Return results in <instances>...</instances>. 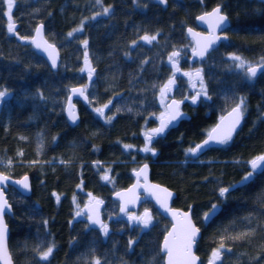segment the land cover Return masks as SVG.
I'll return each instance as SVG.
<instances>
[{"label":"trees","instance_id":"obj_1","mask_svg":"<svg viewBox=\"0 0 264 264\" xmlns=\"http://www.w3.org/2000/svg\"><path fill=\"white\" fill-rule=\"evenodd\" d=\"M215 4L230 18L228 38L205 59L190 61L186 28L197 26L196 15ZM7 13L0 0V91L7 94L0 169L13 176L29 173L32 183L30 195L11 185L7 191L15 264H91L96 256L133 264L131 249L139 250V264H163L160 242L170 220L148 201L160 220L152 228L132 227L111 197L144 162L152 179L177 192L175 206L193 205L202 230L196 246L201 264H209L216 249L221 256L215 264H264V168L253 172L250 165L264 152V69L250 78L232 59L264 65V0H14L13 33ZM39 22L61 49L57 69L30 42ZM144 36L156 38L148 43ZM175 49L181 50L177 65L169 59ZM196 66L210 99L202 94L193 104L184 73ZM172 76L173 94L182 99L181 120L149 143L146 134L165 110L161 90ZM76 84L84 85L90 102L78 101L80 121L72 125L64 107ZM241 98L243 124L232 139L192 157L188 150ZM101 108L103 115L96 111ZM249 172L253 176L245 181ZM222 188L228 189L224 196ZM90 195L104 201L110 235L77 215ZM213 205L218 211L205 221Z\"/></svg>","mask_w":264,"mask_h":264},{"label":"water","instance_id":"obj_2","mask_svg":"<svg viewBox=\"0 0 264 264\" xmlns=\"http://www.w3.org/2000/svg\"><path fill=\"white\" fill-rule=\"evenodd\" d=\"M217 7L220 8L221 15L227 17V19H226L225 23L220 28L216 29V31L214 33V35L219 37V39L216 40V42L214 44L210 45L207 48L206 51H204V55L203 56H200L197 53H199L203 49V47H204V45L206 43V39L205 38L210 37V35L212 34V29L209 28V25L206 22H202V21L198 20V17H200V16H202V15H204L206 13H211L213 11V9H215ZM195 20H196V24L199 27L204 28V30H201V29H199V28H197L195 26H187V28H186L187 37L190 38L193 41V44H194L193 48L191 50V53L189 55L190 61H196V60H199V59H205L206 56L208 55V53L210 51H212L214 48H216L220 44V42L222 40H225V39L228 38V34L226 33V29L230 25V18L227 15L226 12L222 11V6L220 4H216L211 9H209L207 11H203V12L197 14ZM38 27L42 28V31H41L40 35H37V33H36V29ZM189 29L192 30L191 33L189 32ZM33 39H35L37 42L41 43L44 46H46V45L54 46V49H55V53L54 54L56 56V65H55V67H53L52 60L49 57V51H51V49H49V51H45L44 47L37 48L35 46V44L32 43ZM198 41H199V44H198ZM30 42H31L34 50L38 54H40L41 56H43L45 58V60L48 62L49 66L51 68H53V69H57L58 68V66L60 64V61H61V49L56 43H54L50 39H48V37L45 34L44 24L42 22H39L35 26L33 34H32V36L30 38ZM173 53H178V55L174 56V58H177L181 54V50L180 49H175ZM261 65H263V64L262 63L251 64V65H249L246 68V70L249 67H257L258 68L257 74H258L262 70L261 67H260ZM178 69H179V71H177V68H176V72H180V68H178ZM198 70L200 71V75H201V78H202V70L200 68L199 69H195L193 71V74L195 75V73ZM187 73H189V72H187ZM173 79L175 80V76H172L171 80H173ZM202 80H203V78H202ZM197 81L201 82L200 79H198V78H197ZM73 89H82L84 94L80 95L79 92H74ZM165 95L168 98V100L165 103V110H164V113L159 117L158 123L154 127V129H157V128H159L161 126V120L162 119L164 121H168V119L170 117V114L173 111V109L170 108L169 106L172 105L173 101L180 102L179 103V111L182 114V107H181L182 101L173 94L171 85H170V90H168L167 93H165ZM6 97H7V94L4 97H0V115L2 113V110H3L4 106H5L4 99ZM77 100L82 101L85 104H88L90 102L89 95L86 92L84 85H82V84H76V85H72L70 87L69 93L67 95L65 107H64L66 118H67L68 122L70 124H72V125H75V124H77L80 121V112H79V106H78ZM236 105L232 106L230 109L225 111L218 118V120L215 122V124L209 129L207 134L201 140H199L197 143H195L191 149L196 148L197 145L203 144V142L208 138V133L213 128H215L218 124L221 123V117H227L228 113L231 112L232 109L234 107H236ZM70 110L76 116L75 121H73V119L69 115ZM181 117H182V115L179 118H177L176 120L171 121V123H169L168 126L164 129L163 133L155 134V136L165 135L167 128L168 127L177 126L179 124L180 120H181ZM243 119H244V112H243V116H242V119L240 121V124L237 126L235 132L238 131L240 129V127L242 126ZM152 131L148 132L146 134L147 138H148V136L150 134H152ZM235 132L233 133V135L235 134ZM153 136L154 135H152V137ZM215 145H219V144L215 143V142H211L209 145L205 146L203 149H201L200 151L196 152L195 154L190 152V155L192 157H198L201 154H203L205 151H207L210 147L215 146ZM260 155H264V152L259 154V155H257V156H260ZM257 156H255L253 159H255ZM145 165H147L146 172H144V173H142L140 175H137V173L140 172V170L143 169ZM263 168H264V165H262L261 169H263ZM251 169H252V167H251ZM261 169H257V170H253L252 169V171L253 172H258ZM132 173H133V176H134V179L132 180V182L129 185H127L126 187H122V188L116 189L115 191H113V193L111 195V197L113 199L119 201V211L121 213H124V212H127L129 210H135V209L139 208V206L142 204V202L151 201L155 205V207L158 210V212L161 213L164 217H166V218H168L170 220V225H169L168 229L164 232L163 237L161 239V243H160V250H161L162 254H164V264H167V260H168L167 253H166V251L163 248L165 237L168 235L169 232L173 231L174 226L177 227V228L179 227L178 218L174 217L173 213H187V214H189L190 217H191L192 223L199 229V233H198V236L196 238V243L193 246V253L198 258L197 261H196V264H201V257L196 252V246H197L198 239L201 237L202 230L196 224V222H195V220L193 218V214H192L193 213V205H190L188 208L175 206L173 204V202H174V199H175V197L177 195V192L174 189H172L171 187H169V186H167V185H165V184H163V183H161L159 181H156V180L151 178L149 162L142 163L140 166L135 168L132 171ZM0 176H5V177L8 178L4 183L0 184V192H2L3 198L7 201L8 205L10 206V208L6 209V212H5L4 216H3V222H4L5 225H7L6 245H7L8 254L11 257V264H15V261H14V258H13V255H12V252H11V249H10V245H9L10 226H9L7 220H6V215H12L13 214V207H12V203L10 202V200L8 198L7 191L9 189V186L11 185V186L15 187L18 191H20L22 194L30 195L31 192H32L31 177H30L29 173H25V174L20 175V176H13L11 174H8V173L4 172L1 169H0ZM25 177H27V185H28L27 188L24 187L23 183H17V181H23ZM161 189H166L167 192L171 193V196L170 197L167 196L165 192L160 191ZM98 201L100 203H97ZM162 201L166 202V205H167L166 208L162 206V203H161ZM102 204L103 203H102L100 198H92L87 204L88 217H89V220L92 223V225H94L95 227H101V224H104V225H107V228H109L108 223L105 222V219H104L103 214H102ZM122 207L125 209L124 211H121ZM217 211H218V207H216L214 213H213V210L209 211L208 213L210 215V218L214 214H216ZM145 212L150 214V209L149 208L146 209ZM130 216H133V215L130 214V213L127 214L128 218ZM97 219L99 220V223H94L93 221H95ZM204 219H205V215H204ZM209 220L210 219L205 220V221H209ZM0 264H3V261H0Z\"/></svg>","mask_w":264,"mask_h":264},{"label":"snow or ice","instance_id":"obj_3","mask_svg":"<svg viewBox=\"0 0 264 264\" xmlns=\"http://www.w3.org/2000/svg\"><path fill=\"white\" fill-rule=\"evenodd\" d=\"M8 6V17H9V25H8V31L9 33L14 32V24L11 22V11L13 8L14 0H5ZM97 3H100L101 0H96ZM162 3H166V0H161ZM104 14H107L109 9L104 8ZM95 19V17H93ZM227 17L221 15V10L219 7L213 9L211 13H206L200 17H198V20L202 22H206L209 25V28L212 29V34L210 37L205 38L206 43L203 47V49L197 53L200 56L204 55V51L207 50V48L214 44L216 40L219 39V37L215 36L214 33L217 28H220L226 21ZM82 29H74L73 31H80ZM42 31L41 27H38L36 29L37 35H40ZM189 32L191 33L192 30L189 29ZM69 36L72 35L70 32L68 34ZM156 37L152 36H144L142 39L148 43H151L152 40H154ZM21 39H24L21 37ZM32 43L35 44L37 48L44 47L45 51H49V57L52 60V65L55 67L56 65V56H55V49L54 46L52 45H42L41 43L37 42L35 39H33ZM85 46L87 45V41L83 42ZM199 44V41H198ZM178 55V53H173V57ZM170 60L172 57L169 58ZM232 59L240 61V63L237 65L238 67L243 68L244 67V61L240 56L233 55ZM85 62L87 64V53H85ZM261 69H264V65L260 66ZM83 71V69H82ZM92 71L94 69L89 70V76L91 77ZM177 71L179 69L177 68ZM258 68L257 67H249L247 69V74L249 77H255L257 75ZM186 76H191L192 74L190 73H184ZM195 77L200 79L201 81V88L203 90V80L200 75V71L198 70L195 73ZM175 81L169 80L168 84L164 86V88L161 90V95L163 96L166 91L170 90V85L173 84ZM193 87L195 85L193 84ZM74 92H79L80 95H83L84 92L82 89H73ZM201 94H204L207 97L206 91L203 92H197L191 99L192 103L195 104L197 102V99L201 96ZM6 95V91H0V97H4ZM210 99V97H207ZM179 103L177 101H173L172 105L169 107L173 109L172 113L170 114V117L168 121H164L163 119L161 120V126L157 129H153L152 134L148 136V141L149 143L151 142L152 135L163 133L164 129L168 126L171 121L176 120L179 118L182 114L179 111ZM244 105V99L241 98L240 103L236 105L232 109L231 112L228 113L227 117H221V123L218 124L215 128H213L209 133H208V138L203 142L201 145H197L196 148L189 149L188 151L195 154L196 152L200 151L203 149L205 146L209 145L211 142H215L218 144H226L232 139V135L235 132L237 126L240 124V121L243 116V108L242 106ZM104 107H107L105 105ZM98 113L103 115V109H96ZM69 115L75 121L76 116L75 114L70 110ZM129 147V146H125ZM145 152H152L153 155H155V151L152 148H149L148 146H145L143 149ZM251 167L253 170L261 169L262 165H264V155L257 156L255 159L250 161ZM147 165L144 166L143 169L140 170V172L137 173V175H140L144 172H146ZM253 176V172H249L247 176L244 177V180L247 181L249 178ZM8 178L5 176H0V184L4 183ZM104 179H108L107 176L104 177ZM17 183H23L24 187L27 188V177L24 178L23 181H17ZM135 187V186H134ZM160 191H163L166 193L167 196H171V193L167 192L166 189H161ZM228 192L227 188H222L220 189V195L224 196V194ZM57 200H59V197H57ZM97 203H100L99 201ZM163 207H167L166 202H161ZM10 208L8 205L7 201L3 198L2 192H0V261H3V264H11V257L8 254L7 250V245H6V233H7V225L4 224L3 222V216L6 212V209ZM216 209V205L212 206L213 213ZM125 209L122 207L121 211H124ZM77 215H80V213H77ZM174 217L178 218V224L179 227L173 228L172 232H169L168 235L165 237L164 245L163 248L167 253V264H196L197 257L193 253V246L196 243V238L199 233V229L192 223L191 217L187 213H173ZM91 219V218H90ZM130 220H138L141 221L145 227L148 226L150 223L151 217L150 215L145 212L143 217H129ZM210 219L209 213H205V220ZM94 223H99V220L93 221ZM101 227L104 230L105 235H107L108 228L107 225L101 224ZM220 248H223V245L220 246ZM54 249V245L51 247H48L46 251L41 253V259L42 260H48V258L52 255ZM221 256V251L220 249H216L212 253V259L209 260V264H215V261L220 259ZM96 264H99V261L96 262Z\"/></svg>","mask_w":264,"mask_h":264},{"label":"flooded vegetation","instance_id":"obj_4","mask_svg":"<svg viewBox=\"0 0 264 264\" xmlns=\"http://www.w3.org/2000/svg\"><path fill=\"white\" fill-rule=\"evenodd\" d=\"M216 5V4H215ZM214 6V5H213ZM213 6H211L209 9H211ZM209 9H206V10H204V11H207V10H209ZM222 11H224L223 9H222ZM225 12V11H224ZM195 27H197V28H199V29H201V30H204V28H201V27H199L198 25L197 26H195ZM226 33H227V29H226ZM190 39V38H189ZM23 40H25V39H23ZM191 40V39H190ZM193 41L191 40V44L190 45H188L189 46V54L191 53V50H192V48H193ZM190 77V76H189ZM189 81H190V83H191V87L192 88H196V87H198L200 84V82H196L195 81V79H192L191 80V77H190V79H189ZM193 84L195 85V87H193ZM78 101L79 100H77V103H78ZM92 198H100V197H98V196H91L90 195V197H89V200L87 201V203H86V205H85V207L80 211V214L82 215V217H85V218H87V220L90 222V220H89V217H88V212H87V204H88V202L92 199ZM101 199V198H100ZM101 201H102V209H103V206H104V201L101 199ZM117 202H118V211H119V201L118 200H116ZM147 203H148V201H144V202H142V204L139 206V208L138 209H135V210H129V211H127V212H124V213H121L120 211H119V216L121 217V218H125L127 221H129V223H130V225L133 227V226H136V227H138V229H146V228H152V227H154L155 225H156V222H157V220H160V218H159V216H157V215H155V213H154V209L151 207V206H149V205H147ZM145 208V210L146 209H150V217H151V220H150V223L148 224V226L147 227H145L144 226V224L141 222V221H138V220H130L128 217H127V214H132L133 215V217H143L144 216V214H145V210L143 211V209ZM158 211V210H157ZM160 215H162L161 213H159ZM105 222H107V223H109V219H105ZM90 224L92 225V223L90 222ZM93 227H95L94 225H92ZM96 228H100L101 230H102V232H103V234L105 235V233H104V230H103V228H101V227H96ZM168 229V228H167ZM111 234V232H110V228H108V232H107V235H110ZM107 235H105V236H107ZM163 237V236H162ZM111 241H109V240H105L104 241V243L105 244H109ZM134 241H129V244H132ZM161 243V242H160ZM105 251L106 252H109V248H105ZM138 249H131L130 251H129V253H132L133 255H134V257L136 258L135 260H134V262H133V264H139V255H138ZM162 253V252H161ZM136 255V256H135ZM97 261H99V264H123V262L120 260V259H118V260H114V261H112V262H110L109 261V259L106 257V256H104V257H101V258H98V256H96V257H94L93 259H92V261L90 260V262H91V264H96V262ZM163 264H164V254H163Z\"/></svg>","mask_w":264,"mask_h":264},{"label":"rangeland","instance_id":"obj_5","mask_svg":"<svg viewBox=\"0 0 264 264\" xmlns=\"http://www.w3.org/2000/svg\"><path fill=\"white\" fill-rule=\"evenodd\" d=\"M187 49V48H186ZM190 55V54H189ZM180 60V58L179 57H177V58H174V57H172V63H174V65H177L178 64V61ZM244 61V60H243ZM245 63H244V67H248L249 65H251V64H248L246 61H244ZM240 63V61H237V65ZM195 69H199V67L198 66H196V67H192V68H190L188 71H186V72H189L190 74H192L190 77H191V80L192 79H195V81L198 83L199 81H197V78L195 77V75L193 74V71L195 70ZM187 77H189V76H187ZM190 77H189V79H190ZM175 81V80H174ZM191 84V83H190ZM200 85L198 86V87H196V88H192V93L193 94H196L197 92H203V91H205L204 89L202 90V88H201V82L199 83ZM171 87H172V90H173V87H175V82L173 83V84H171ZM204 87V86H203ZM165 93H167V91L165 92ZM202 95V94H201ZM163 99L165 100V102L168 100V98H167V96L164 94L163 95ZM181 101H182V99H180ZM164 113V112H163ZM154 128H152L151 130H149V132H151L152 130H153ZM103 175H106V173L104 172L103 173ZM145 210V208L143 209V211ZM157 222H158V220H157ZM156 222V223H157Z\"/></svg>","mask_w":264,"mask_h":264}]
</instances>
